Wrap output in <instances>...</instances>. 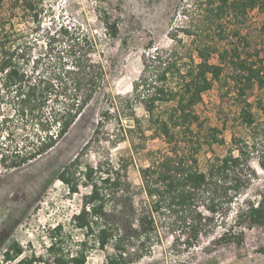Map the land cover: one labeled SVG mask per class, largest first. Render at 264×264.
<instances>
[{
    "label": "trees",
    "instance_id": "16d2710c",
    "mask_svg": "<svg viewBox=\"0 0 264 264\" xmlns=\"http://www.w3.org/2000/svg\"><path fill=\"white\" fill-rule=\"evenodd\" d=\"M9 1L12 15L22 8L38 20L34 0ZM4 2L0 0V10ZM181 14L187 23L168 32L172 46L147 47L131 94L112 98L115 109L102 112L94 139L99 140L106 123L115 122L120 140L162 139L167 150L148 154V165L138 170L136 193L126 160L118 168L108 161L82 168L78 160L64 167L59 179L71 195L82 197L81 210L72 218L73 230L82 238L75 240L58 224L49 229L44 257H24L19 264H86L97 248L107 264H136L164 235L172 234L174 243L182 241L188 250L209 237L215 245L240 247L247 230L264 231V189L248 195L256 177L250 155L264 132V100L256 111L248 99L256 87L264 92V39L255 42L248 31L256 15L253 24L264 36V0H189ZM99 15L105 38L117 40L121 28L115 11ZM7 22L10 18L0 13L1 31ZM7 33L0 38V97H9L13 114L0 119L6 126L0 166L17 169L65 137L106 83L107 70L99 37L81 27L62 24L49 32L46 51L36 57L31 48L8 47ZM97 54L101 60L95 59ZM215 89L221 127L207 124L198 111ZM136 105L144 109V118L137 115ZM233 108L230 118L227 111ZM230 120L248 133L233 134L226 155L215 156L202 169L200 154L226 144L222 136ZM29 128L32 134L25 133ZM23 253L20 244L12 243L4 261H16Z\"/></svg>",
    "mask_w": 264,
    "mask_h": 264
},
{
    "label": "rangeland",
    "instance_id": "374dc122",
    "mask_svg": "<svg viewBox=\"0 0 264 264\" xmlns=\"http://www.w3.org/2000/svg\"><path fill=\"white\" fill-rule=\"evenodd\" d=\"M34 2L35 13L38 14L36 22L33 21L34 13L22 8L15 12V16L12 15L10 1L5 0L0 13L10 18V22L6 24V31L0 30V38L8 32L5 38L7 46H21V49L25 48L27 51L31 48L32 56L36 57L46 51L49 32H54L62 24L81 27L95 38L99 37L98 47L103 51L102 61L107 77L100 92L54 148L21 168L7 169L0 166V264H19L21 258L32 255L36 258L44 257L49 242V229L58 224H62L67 232H72L75 240L82 238V234L73 230L72 226L73 216L81 210L82 197L80 194L71 195L68 187L59 179L64 167L74 160H78L77 164L82 168L86 164L97 166L104 161L118 168L121 160H126L129 162L127 177L132 185L131 191H139V167L148 165V154L167 150V144L162 139H147L144 143L139 139L120 140V136H116L118 128L115 122L106 123L102 127L98 141H94L95 131L102 112L107 108L110 111L115 109L112 98L131 94L133 84L139 80L144 69L143 55L147 47L153 44L154 48L164 50L172 46L173 41L169 39L168 32L175 25L187 23L181 10L189 0ZM104 10L115 11L120 20L121 29L117 40H108L104 36L105 30L99 17ZM252 17L253 22L258 21V16ZM253 22L248 32L259 43L264 36ZM261 44L264 49V40ZM95 59L101 60L98 54ZM0 98L1 119L13 114V111L9 97L1 95ZM248 99L257 111L259 100H264V92L256 87L249 93ZM219 103L216 89L205 96V103L198 111L208 120L207 124L221 127L223 114H219ZM235 110L227 111L230 118H233ZM136 113L140 118L146 116L140 105H136ZM261 122L264 127V117ZM5 127L0 125V139L3 142L4 136L1 135ZM25 133H31V129ZM247 133L244 127L230 120V126L222 136L226 144L214 145L212 149L205 148L199 156L201 168L205 169L208 161L215 156L226 155L232 144L233 134L246 136ZM18 142L22 143V140L18 139ZM263 162L264 132L258 135L256 147L250 155V165L256 172V177L248 192L249 197H255L264 189ZM120 206L125 207L123 203ZM212 240L213 237L202 238L196 246L187 250L182 241L174 243L172 234L164 235L156 243L153 252L136 264H264V231L247 230L245 243L240 247L236 244L215 245ZM15 242L24 248L23 255L16 261H4V252ZM86 264H107L104 252L94 249Z\"/></svg>",
    "mask_w": 264,
    "mask_h": 264
}]
</instances>
